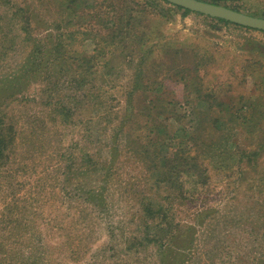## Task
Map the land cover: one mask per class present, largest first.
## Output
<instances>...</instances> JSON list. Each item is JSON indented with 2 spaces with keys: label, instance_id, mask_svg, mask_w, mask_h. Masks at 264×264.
Instances as JSON below:
<instances>
[{
  "label": "rangeland",
  "instance_id": "rangeland-1",
  "mask_svg": "<svg viewBox=\"0 0 264 264\" xmlns=\"http://www.w3.org/2000/svg\"><path fill=\"white\" fill-rule=\"evenodd\" d=\"M80 1L0 0V264H264V33L162 0ZM202 1L264 18V0ZM92 3L109 36L120 14L156 16L177 48L205 45L221 82L172 63L143 84L149 46L102 52L92 16L65 10Z\"/></svg>",
  "mask_w": 264,
  "mask_h": 264
},
{
  "label": "trees",
  "instance_id": "trees-1",
  "mask_svg": "<svg viewBox=\"0 0 264 264\" xmlns=\"http://www.w3.org/2000/svg\"><path fill=\"white\" fill-rule=\"evenodd\" d=\"M60 1H64V0H60ZM85 2L86 1L84 0L80 1L81 4ZM164 2L166 3V1ZM177 8L182 9L180 7H177ZM79 9L80 8L76 10H72L69 5H66V8H65V10H67L68 13L70 12L72 13L71 16H76L80 12L83 15L92 16V19H91L92 22L91 23L89 22V24H92V26H97V29L95 30V27H94V30L96 31V34H99V38H101L102 40V41L97 40L98 42H100L99 45H100V50L102 52L107 48H109L108 52L110 54H113L115 52V49L112 47V43L109 41L114 42V41L119 40L118 42H122L123 45H125L128 49H130L131 52L133 50L131 48V45L137 46L139 44L140 48L138 51H141V52L144 50L146 46L147 47L149 46L150 51L148 52L147 55L142 56V59H143L142 63L140 64V67H138V72L140 76H142L143 84H144V81H146V77L149 75L148 74L149 68L151 69V71H156L154 74L157 75L159 73L160 68H164V70L165 68H167L169 70V66H172V63H174L172 68L178 65L180 67L181 72H183L184 69L191 71L192 77L189 74L187 76L190 77L191 80L196 82L201 87L215 86L217 82H221L222 80L221 77L223 76L222 69L219 67V63L221 60H219V58L215 56L213 52H210V50L206 51L205 49H209V48H206V46L202 45L200 42L193 43L190 49L186 51L180 48H177L176 39H173L171 37H165L164 35L162 36L160 35L161 28L163 25L160 22L156 21L158 17L155 16V17L148 18L149 16H146L147 17L146 24L144 23L143 25H137L133 22L134 21L133 19L129 21L124 17L123 14H120L118 16V21L117 22L115 21L116 24L113 26L114 30L112 31V34L109 36V34L105 33V27L99 26L97 24V21H100V18L101 19L105 18L106 13H107L105 10L100 9V7H97L96 4L94 3L90 5V8L84 6L81 9V11L78 12ZM182 10H184L185 13H190V11L188 10H185V9H182ZM95 19H96V23L94 21ZM218 20H221V19H218ZM127 21L130 22L129 30L126 29L128 27ZM221 21H223L224 23L233 24V23H230L224 20H221ZM115 22L113 21V23ZM235 26L241 29H245V30H253V29L241 27L239 25H235ZM82 27H83V30H86L88 28V26H82ZM110 29L111 27H109V30ZM83 30L78 29V31H76L74 34L77 35L78 32L79 34H84L85 32ZM91 31L89 32L92 33ZM261 33H264V32H261ZM162 37L163 39L161 40L163 41H157L158 39ZM107 38H110V40H108ZM74 42H77V38H75ZM174 50L175 52L180 51V55L175 56L176 53H174ZM125 55L126 56H124V60L122 61L124 64H126V62L128 61L130 62V59L132 58L130 54H125ZM93 56L95 57V59H97L101 55H93ZM90 59H94V58H90ZM177 74H179V72ZM0 134H1L0 143H2L5 137L4 136L5 129H4V132L3 133L0 132ZM10 140L11 139L6 140V143ZM1 150H2V147L0 145V153H1ZM126 153H130V149L126 150ZM159 155L162 156V153L157 152V151L153 152L152 162H155L156 160L159 161V159H157ZM127 158L129 157L125 155L123 157V160L120 161V163L123 164L127 160ZM159 181H160L159 182L160 184L165 186V184L163 183L164 180L160 179ZM160 186L158 185V187ZM148 188H151V187L148 186Z\"/></svg>",
  "mask_w": 264,
  "mask_h": 264
},
{
  "label": "water",
  "instance_id": "water-1",
  "mask_svg": "<svg viewBox=\"0 0 264 264\" xmlns=\"http://www.w3.org/2000/svg\"><path fill=\"white\" fill-rule=\"evenodd\" d=\"M167 3L188 10L192 13L221 19L241 27L264 32V18L255 17L223 5L202 0H164Z\"/></svg>",
  "mask_w": 264,
  "mask_h": 264
}]
</instances>
